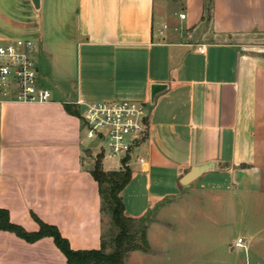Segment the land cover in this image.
I'll return each instance as SVG.
<instances>
[{"label": "crops", "instance_id": "crops-1", "mask_svg": "<svg viewBox=\"0 0 264 264\" xmlns=\"http://www.w3.org/2000/svg\"><path fill=\"white\" fill-rule=\"evenodd\" d=\"M50 1L37 0L35 8L31 0H0V20H23L19 13L31 11L40 17ZM63 1L51 6L57 25L67 9ZM72 15L70 44L57 43L54 57L45 42L43 48L34 42L36 56L41 52L62 66L61 58L76 44L87 60L104 64L91 71L86 85L71 89L36 66L42 85L51 81V101L1 110L0 209L11 224L34 233L36 218L55 227L73 251L99 249L100 200L84 155L92 152L82 147L83 107L75 105L96 97L111 102L125 95L148 105V129L138 151L146 163L129 166V184L144 181L147 191L157 184L162 189L150 194L153 201L169 194L161 184L170 180L181 188L221 177L232 191L264 197V0H212L209 19L205 0H73ZM163 25L167 29L158 36ZM153 84L164 89L151 101ZM208 162L218 170L179 184L191 167ZM254 243H243L244 252ZM0 264L66 260L50 237L27 243L0 231Z\"/></svg>", "mask_w": 264, "mask_h": 264}, {"label": "rangeland", "instance_id": "rangeland-1", "mask_svg": "<svg viewBox=\"0 0 264 264\" xmlns=\"http://www.w3.org/2000/svg\"><path fill=\"white\" fill-rule=\"evenodd\" d=\"M61 1L51 0L48 7L41 8L40 17L36 16L35 11L19 13L24 16L23 20L5 16L0 20V44L4 38H28L43 48L45 42L55 57L56 44H70L73 37V0L63 1L67 9L61 14L62 22L58 25L52 22V7ZM34 23L42 28L45 40L40 38L39 33L35 34ZM78 49L76 44L69 48L65 60L57 55L63 61L62 66L59 60H49L40 52L35 57L39 73L54 76L66 89L74 88L79 82L86 85V80L92 77L89 75L91 71L96 72L104 63L90 62L84 50ZM51 85L50 81L46 87L50 89ZM101 99L96 97L87 103L102 102ZM111 101L142 103L125 95L112 98ZM82 147L84 152L91 150L93 154L97 145L83 135ZM96 157L85 156V159L93 165ZM117 162V158L105 159L102 160V167L104 170H113ZM151 185L152 190L147 191L144 181H133L121 196L126 214L143 219L150 249V253L134 251L127 254L125 264H264V260L260 259L264 257V197L232 191L227 186V179L221 177L199 180L195 185L181 188H176L175 182L170 180L161 184L170 189L169 194L153 201L150 194L162 188L156 189L155 183ZM213 185L220 190L213 189ZM249 239L258 243L249 244L245 253L243 243L246 244ZM238 240L242 241L241 246L237 245Z\"/></svg>", "mask_w": 264, "mask_h": 264}, {"label": "built area", "instance_id": "built-area-1", "mask_svg": "<svg viewBox=\"0 0 264 264\" xmlns=\"http://www.w3.org/2000/svg\"><path fill=\"white\" fill-rule=\"evenodd\" d=\"M184 19V15H179ZM167 29L157 30L160 36ZM203 54V49H198ZM37 46L26 38L8 40L0 44V112L8 104H45L51 101L50 91L42 85L36 68ZM82 106L85 138L96 145V156L102 160L118 159L119 169L131 164L143 166L146 161L139 155V147L147 132L146 108L137 102L76 101ZM238 240L237 245L241 246Z\"/></svg>", "mask_w": 264, "mask_h": 264}, {"label": "trees", "instance_id": "trees-1", "mask_svg": "<svg viewBox=\"0 0 264 264\" xmlns=\"http://www.w3.org/2000/svg\"><path fill=\"white\" fill-rule=\"evenodd\" d=\"M212 0H205V13L211 17ZM67 112L74 114L69 106ZM90 175L97 184L100 200L102 230L98 250L73 251L68 242L61 237L57 229L46 225L36 218L37 232H26L9 221L8 212L0 209V231L13 233L27 243H34L44 237H50L55 247L61 252L66 264H124L126 254L134 251L150 253L146 241V225L141 218L129 217L121 198V192L131 180L129 168L118 171H104L102 157L97 156Z\"/></svg>", "mask_w": 264, "mask_h": 264}, {"label": "water", "instance_id": "water-1", "mask_svg": "<svg viewBox=\"0 0 264 264\" xmlns=\"http://www.w3.org/2000/svg\"><path fill=\"white\" fill-rule=\"evenodd\" d=\"M32 4L34 5L35 8H38V2L37 0H31ZM164 89L163 85L160 84H153L150 86V100H153V97L155 96L156 93ZM90 152H86V156H90ZM218 169L216 168V164L214 162H208L205 164L201 165H196L190 168V170L180 178L179 184L181 186H187L194 182L197 178H199L201 175L208 173V172H213L217 171Z\"/></svg>", "mask_w": 264, "mask_h": 264}]
</instances>
